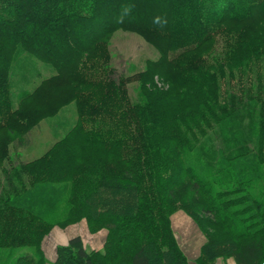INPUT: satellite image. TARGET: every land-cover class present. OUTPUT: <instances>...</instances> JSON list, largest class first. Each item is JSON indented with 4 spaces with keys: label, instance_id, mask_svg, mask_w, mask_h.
Here are the masks:
<instances>
[{
    "label": "trees",
    "instance_id": "obj_1",
    "mask_svg": "<svg viewBox=\"0 0 264 264\" xmlns=\"http://www.w3.org/2000/svg\"><path fill=\"white\" fill-rule=\"evenodd\" d=\"M119 29L157 58L116 76ZM37 61L48 74L14 102V66L27 75ZM55 86L67 94L56 109H31ZM67 104L74 118L23 159L28 132ZM0 133L13 136L0 144V264L23 248L33 253L8 264H45L43 237L81 218L107 230L104 247L74 236L55 264H190L177 210L205 236L195 264H262L264 203L250 184L264 180V0H0Z\"/></svg>",
    "mask_w": 264,
    "mask_h": 264
},
{
    "label": "rangeland",
    "instance_id": "obj_2",
    "mask_svg": "<svg viewBox=\"0 0 264 264\" xmlns=\"http://www.w3.org/2000/svg\"><path fill=\"white\" fill-rule=\"evenodd\" d=\"M108 47L111 55L110 65L115 70L116 76L130 75L140 70L146 59H155L158 56V51L146 42L140 35L121 29L114 31L109 37ZM39 64L41 63H38V61L34 64L36 67H39L38 70L36 69L37 72L32 71V73L30 71L27 75L24 74L22 66L20 67L18 64L14 66L11 75V91L14 102L18 100V95L21 90L31 88L34 84L39 82L42 78L40 74H48L45 71L46 68L44 66H39ZM24 77H26L25 80ZM133 84L134 83L128 84V92L130 98L135 100L137 98V94L133 88ZM47 87H44L42 93L35 99V102L31 104V109L36 108L46 111L54 110L60 105L61 101L67 98V94L63 89V86H61L62 88L57 86L54 88ZM56 115L57 116L53 119V121L42 119L28 132L26 137L27 141L24 145L25 147L20 150L18 149V151L22 154L23 159L32 158L40 154L47 147L53 137L52 133L55 128L54 122L62 123L65 120L69 121L70 118L73 119L75 116L74 107L67 104L60 108ZM10 136L13 137L12 135ZM10 136H6L5 133H0V144L7 142ZM250 188L257 200L260 203H264V180L262 178H256L250 184ZM181 191L183 190L181 189ZM18 253L32 254L33 249L23 248L19 249V251L17 250V252L12 254L8 261L4 258V264H8ZM262 264H264V262Z\"/></svg>",
    "mask_w": 264,
    "mask_h": 264
},
{
    "label": "crops",
    "instance_id": "obj_3",
    "mask_svg": "<svg viewBox=\"0 0 264 264\" xmlns=\"http://www.w3.org/2000/svg\"><path fill=\"white\" fill-rule=\"evenodd\" d=\"M171 228L178 239L179 246L188 258L190 264H195L200 247L205 236L197 224L182 210H177L170 216ZM79 236L83 246L89 250H101L106 242L107 230L105 228L90 231L86 219L67 224L54 225L41 241V250L45 264H55L56 249L65 245L70 238ZM215 264H237L233 257H218Z\"/></svg>",
    "mask_w": 264,
    "mask_h": 264
},
{
    "label": "clouds",
    "instance_id": "obj_4",
    "mask_svg": "<svg viewBox=\"0 0 264 264\" xmlns=\"http://www.w3.org/2000/svg\"><path fill=\"white\" fill-rule=\"evenodd\" d=\"M129 11V8L128 7H125L123 9V14L126 15ZM123 20V15L119 18V21L118 22H122ZM154 23H157V24H160L161 26H163L164 23H166V21H162L160 17H156L154 19Z\"/></svg>",
    "mask_w": 264,
    "mask_h": 264
}]
</instances>
